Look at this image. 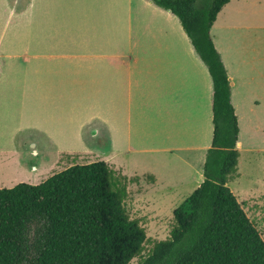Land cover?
Here are the masks:
<instances>
[{
  "label": "crops",
  "instance_id": "1",
  "mask_svg": "<svg viewBox=\"0 0 264 264\" xmlns=\"http://www.w3.org/2000/svg\"><path fill=\"white\" fill-rule=\"evenodd\" d=\"M8 7L27 18L26 52L15 55L25 75L17 88L21 127L28 131L24 144L36 133L52 137L35 122L46 111L35 108L33 97L47 92L44 80L57 60L62 79H74V91L90 96L82 135L105 145L98 152L140 154L141 162L133 167L138 171L147 167L146 155L148 166L154 158L170 168L166 176L148 168L147 176L137 177L145 194L173 189L186 177L196 187L201 184L213 136V86L176 16L151 0H8ZM214 24L210 37L230 83L239 157L264 154V57L257 64L247 54L239 63L238 49L227 59L214 41ZM2 39L0 23V48Z\"/></svg>",
  "mask_w": 264,
  "mask_h": 264
},
{
  "label": "trees",
  "instance_id": "2",
  "mask_svg": "<svg viewBox=\"0 0 264 264\" xmlns=\"http://www.w3.org/2000/svg\"><path fill=\"white\" fill-rule=\"evenodd\" d=\"M151 1L178 18L208 70L213 136L203 181L174 209L169 238L138 264H264V241L227 186L238 163V124L210 29L229 0ZM126 196L101 161L0 189V264H129L146 234L129 218Z\"/></svg>",
  "mask_w": 264,
  "mask_h": 264
},
{
  "label": "rangeland",
  "instance_id": "3",
  "mask_svg": "<svg viewBox=\"0 0 264 264\" xmlns=\"http://www.w3.org/2000/svg\"><path fill=\"white\" fill-rule=\"evenodd\" d=\"M15 8L11 10L8 7V0L2 1L0 189H9L20 183L40 184L74 164L106 163L126 187L124 207L129 218L137 220L146 234L141 255L129 263L138 264L151 253L155 243L169 238L174 209L197 187L186 177L173 189L159 187L155 192L145 194L138 178L147 176L148 168L157 170L162 176H166L170 168H162L154 158L148 166L150 155H146L144 164L147 167L138 171L139 168L135 170L133 167H138V162H141L140 154L118 153L116 150L105 155L98 152V146L103 148L105 145L90 143L82 135L83 124L90 119V96L78 95L74 91L77 89L74 79H62L61 71H57V60L52 61L56 63L51 65V72L44 80L43 87L47 92L33 97L35 108L46 111V116L36 118L35 122L43 125L52 137L36 133V138L24 144L28 131L21 127L18 113L21 110V91L18 92L17 88L24 84L25 75L20 74L22 60L16 59L15 55L26 52L24 27L27 18L25 15L18 16ZM216 21L212 29L213 38L226 52L227 59L233 58L235 51L241 49L239 63L251 54L253 62L259 64V58L264 57V0H230ZM243 51H246L245 54ZM246 63L250 64L249 59ZM256 80H261L259 74ZM32 148L37 150V155L31 153ZM134 171L138 173L134 174ZM127 175L136 177L128 179ZM227 186L264 241V154H242L238 158L236 173L228 180Z\"/></svg>",
  "mask_w": 264,
  "mask_h": 264
},
{
  "label": "flooded vegetation",
  "instance_id": "4",
  "mask_svg": "<svg viewBox=\"0 0 264 264\" xmlns=\"http://www.w3.org/2000/svg\"><path fill=\"white\" fill-rule=\"evenodd\" d=\"M31 153H32L33 155H37L38 152H37V150H36L35 148H32V149H31Z\"/></svg>",
  "mask_w": 264,
  "mask_h": 264
},
{
  "label": "bare ground",
  "instance_id": "5",
  "mask_svg": "<svg viewBox=\"0 0 264 264\" xmlns=\"http://www.w3.org/2000/svg\"><path fill=\"white\" fill-rule=\"evenodd\" d=\"M243 165V164H242Z\"/></svg>",
  "mask_w": 264,
  "mask_h": 264
}]
</instances>
